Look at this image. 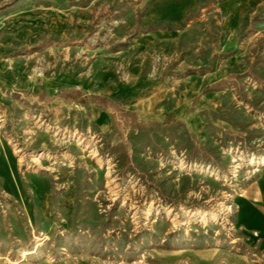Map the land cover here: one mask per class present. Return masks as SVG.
<instances>
[{
    "label": "rangeland",
    "instance_id": "374dc122",
    "mask_svg": "<svg viewBox=\"0 0 264 264\" xmlns=\"http://www.w3.org/2000/svg\"><path fill=\"white\" fill-rule=\"evenodd\" d=\"M142 1L0 0V151L26 192L0 178V264H264L234 205L264 169V0L159 24ZM79 79L125 97L22 89Z\"/></svg>",
    "mask_w": 264,
    "mask_h": 264
},
{
    "label": "crops",
    "instance_id": "0c3cea01",
    "mask_svg": "<svg viewBox=\"0 0 264 264\" xmlns=\"http://www.w3.org/2000/svg\"><path fill=\"white\" fill-rule=\"evenodd\" d=\"M250 1L224 0L221 7L226 10L240 11ZM200 2L201 0H143V8L148 9L145 22L147 24H159L178 21L187 9L195 8ZM24 84L26 85L22 89L26 91L34 90L40 103H52L54 101L56 106L62 109L68 104L66 94L75 99V105H89L98 96L116 97L119 99H124L125 97V91L121 88L110 84L97 89L96 83L91 79H79V81H74L73 83L68 81L45 82V84L40 85L35 81H26ZM60 90H62L61 95ZM127 94L129 95V92L126 93V96ZM106 114L108 115V113ZM99 116L101 117V115ZM108 116L109 120L105 117L102 118L105 120V125L109 122L111 123L112 117ZM193 123L194 121L191 120L190 126L193 127ZM0 178L4 183L5 189L10 194L17 197L18 191L21 189L25 192L16 170L14 158L7 150L0 151ZM30 178L33 189L40 196L41 192L46 188V181L34 175ZM234 205L236 208V225L250 239L258 242L264 248V169L258 172L255 178L238 194Z\"/></svg>",
    "mask_w": 264,
    "mask_h": 264
},
{
    "label": "bare ground",
    "instance_id": "6f19581e",
    "mask_svg": "<svg viewBox=\"0 0 264 264\" xmlns=\"http://www.w3.org/2000/svg\"><path fill=\"white\" fill-rule=\"evenodd\" d=\"M255 164H256V166H257L258 164H264V162H260V163H258V164H257V162H255Z\"/></svg>",
    "mask_w": 264,
    "mask_h": 264
}]
</instances>
